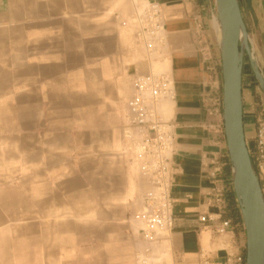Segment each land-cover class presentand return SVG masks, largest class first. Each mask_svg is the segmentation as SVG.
I'll return each mask as SVG.
<instances>
[{
  "label": "rangeland",
  "instance_id": "rangeland-1",
  "mask_svg": "<svg viewBox=\"0 0 264 264\" xmlns=\"http://www.w3.org/2000/svg\"><path fill=\"white\" fill-rule=\"evenodd\" d=\"M26 2L37 6L23 7V146H0V209L17 213L0 215V251L17 264H148L150 243L133 219L151 189L139 167L142 189L122 199L142 138L126 116L132 80L151 60L143 25L130 47L116 31L128 12L113 0Z\"/></svg>",
  "mask_w": 264,
  "mask_h": 264
},
{
  "label": "crops",
  "instance_id": "crops-1",
  "mask_svg": "<svg viewBox=\"0 0 264 264\" xmlns=\"http://www.w3.org/2000/svg\"><path fill=\"white\" fill-rule=\"evenodd\" d=\"M26 1L0 0V146H23V7L37 6V2ZM149 2L159 4L163 30L157 37L150 34L144 38V41L152 39L156 47L150 50L151 60L140 74L164 76L170 82V94L163 96L154 109L169 125L172 135L169 180L174 224L165 235L149 244L152 256L148 264H245L246 229L233 188L224 133L223 74L215 0H136L132 2L135 5L113 0V6L128 12L125 27H116L124 45L134 44L132 32L139 23L142 25L137 15ZM239 2L253 57L264 77V0ZM134 52L140 56L136 49ZM8 71H14L13 78H8ZM126 83L127 80L118 88L121 98L127 95ZM242 101L245 138L254 161L257 131L264 123V91L247 55ZM134 140L137 149L140 139ZM138 167L135 158L129 187L122 198L125 203L142 189L133 180ZM5 198L10 200L11 195ZM13 213L17 211L0 209V215ZM203 215L209 217L206 222L200 221ZM227 220L230 225L219 233L217 226ZM6 226L7 223H0V229ZM34 226L26 225L30 239L36 237ZM62 228L70 229L68 224ZM17 256L1 252L0 264H17L21 261Z\"/></svg>",
  "mask_w": 264,
  "mask_h": 264
},
{
  "label": "built area",
  "instance_id": "built-area-1",
  "mask_svg": "<svg viewBox=\"0 0 264 264\" xmlns=\"http://www.w3.org/2000/svg\"><path fill=\"white\" fill-rule=\"evenodd\" d=\"M147 5L140 21L143 26L141 25L138 32L143 40L150 34L157 37L163 30L159 4L149 2ZM146 43L149 50L156 47L149 39ZM132 87L133 95L127 102V125L142 136L135 158L141 174L151 184V189L144 195L143 209L136 212L133 219L142 224L140 228L142 238L148 243H153L174 224L169 180L172 135L169 125L160 119L154 109V104L163 96L169 95L171 88L170 82L164 76H155L151 73L136 75L132 80ZM252 163L264 193V123L259 125L257 131V154ZM208 219L206 215L200 217L201 222ZM229 225L230 221H224L217 226V231L224 233Z\"/></svg>",
  "mask_w": 264,
  "mask_h": 264
},
{
  "label": "water",
  "instance_id": "water-1",
  "mask_svg": "<svg viewBox=\"0 0 264 264\" xmlns=\"http://www.w3.org/2000/svg\"><path fill=\"white\" fill-rule=\"evenodd\" d=\"M223 74L224 133L232 183L246 229L245 264H264V193L254 170L243 123L242 78L247 55L264 91L239 0H215Z\"/></svg>",
  "mask_w": 264,
  "mask_h": 264
},
{
  "label": "bare ground",
  "instance_id": "bare-ground-1",
  "mask_svg": "<svg viewBox=\"0 0 264 264\" xmlns=\"http://www.w3.org/2000/svg\"><path fill=\"white\" fill-rule=\"evenodd\" d=\"M217 29H218V28H217ZM218 33H219V37H220V30H219V29H218ZM151 40H152V39H151ZM160 99H161V98H160ZM160 99H159V100H160ZM154 105H155V104H154ZM167 232H168V231H165L164 233H167ZM164 233H163V234H164ZM164 235H165V234H164ZM161 236H163V235H161ZM144 262H145V261H144Z\"/></svg>",
  "mask_w": 264,
  "mask_h": 264
}]
</instances>
